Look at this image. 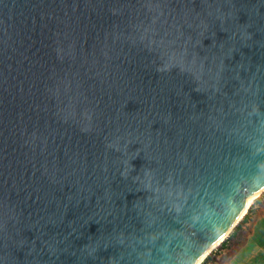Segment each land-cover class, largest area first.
Returning a JSON list of instances; mask_svg holds the SVG:
<instances>
[{"label":"water","instance_id":"obj_1","mask_svg":"<svg viewBox=\"0 0 264 264\" xmlns=\"http://www.w3.org/2000/svg\"><path fill=\"white\" fill-rule=\"evenodd\" d=\"M264 189V0H0V264H201Z\"/></svg>","mask_w":264,"mask_h":264},{"label":"rangeland","instance_id":"obj_2","mask_svg":"<svg viewBox=\"0 0 264 264\" xmlns=\"http://www.w3.org/2000/svg\"><path fill=\"white\" fill-rule=\"evenodd\" d=\"M250 208L239 230L243 232L240 242L234 243L236 236L224 241L212 250L205 264H264V191Z\"/></svg>","mask_w":264,"mask_h":264},{"label":"trees","instance_id":"obj_3","mask_svg":"<svg viewBox=\"0 0 264 264\" xmlns=\"http://www.w3.org/2000/svg\"><path fill=\"white\" fill-rule=\"evenodd\" d=\"M255 203V202H254ZM251 211V208L248 209V212L246 213V215L243 217V219L241 220V222L233 229V231L229 234V236L224 240H228L229 238H232L234 236H236V240H235V244H238L240 242V240L243 238V232H239L241 226L243 225V223L246 221L247 219V216L249 214V212ZM239 232V233H238ZM224 241L222 243H224ZM208 257L207 256L203 262L201 264H205L206 261L208 260Z\"/></svg>","mask_w":264,"mask_h":264},{"label":"bare ground","instance_id":"obj_4","mask_svg":"<svg viewBox=\"0 0 264 264\" xmlns=\"http://www.w3.org/2000/svg\"><path fill=\"white\" fill-rule=\"evenodd\" d=\"M263 191H264V189H261L260 191H258L254 196H252V197L249 199L248 203L253 202L258 196H260V194H261ZM251 204H252V203H251ZM250 206H251V205H250Z\"/></svg>","mask_w":264,"mask_h":264}]
</instances>
